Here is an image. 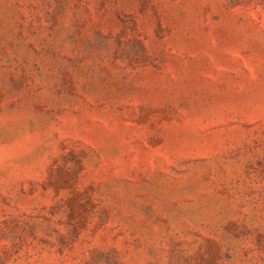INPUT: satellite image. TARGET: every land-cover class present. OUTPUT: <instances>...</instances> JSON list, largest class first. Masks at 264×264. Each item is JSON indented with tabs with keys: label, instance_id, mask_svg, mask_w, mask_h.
<instances>
[{
	"label": "rangeland",
	"instance_id": "374dc122",
	"mask_svg": "<svg viewBox=\"0 0 264 264\" xmlns=\"http://www.w3.org/2000/svg\"><path fill=\"white\" fill-rule=\"evenodd\" d=\"M0 264H264V0H0Z\"/></svg>",
	"mask_w": 264,
	"mask_h": 264
}]
</instances>
